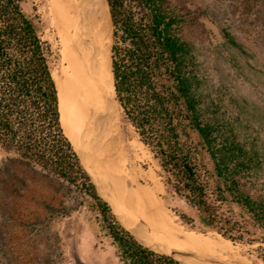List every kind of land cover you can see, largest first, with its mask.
<instances>
[{
    "label": "trees",
    "instance_id": "16d2710c",
    "mask_svg": "<svg viewBox=\"0 0 264 264\" xmlns=\"http://www.w3.org/2000/svg\"><path fill=\"white\" fill-rule=\"evenodd\" d=\"M0 0V151L18 166L56 175L89 195L122 264H185L143 244L97 190L60 122L53 71L59 59L37 7ZM113 26L112 73L123 119L158 161L168 191L198 220L234 243H260L264 260L261 160L239 139L223 105L206 88L186 38L189 13L169 0H107ZM224 37L239 49L233 18L264 23V0H232ZM203 13H207L203 10ZM262 185V184H261Z\"/></svg>",
    "mask_w": 264,
    "mask_h": 264
},
{
    "label": "rangeland",
    "instance_id": "374dc122",
    "mask_svg": "<svg viewBox=\"0 0 264 264\" xmlns=\"http://www.w3.org/2000/svg\"><path fill=\"white\" fill-rule=\"evenodd\" d=\"M169 1L189 13L185 35L194 47L206 88L223 105L225 116L239 139L260 158L258 175L262 183L259 188L264 191V23H257L254 16L244 23L232 19L231 30L243 47L239 49L229 43L222 32V27L227 26L232 18L228 10L232 0ZM49 3V0H26L24 5L29 12L33 11V6L37 7L45 26L44 37L51 41L59 55L55 66L58 68L60 44L56 28L51 23ZM119 111L124 139L129 144L136 142L133 152L140 158L135 166L143 172L152 169L156 175V183L141 178L139 185L156 186L157 199L180 224L201 233L218 234L203 227L198 220L191 226L181 219L177 210L191 216H194L193 211L168 191L158 161L140 140L135 128L123 119L121 108ZM9 158L11 155L0 151V169L2 161ZM88 169L100 193L112 204L117 215L120 218H124L125 213L129 215L101 168L96 170L90 165ZM131 185L136 188L135 184ZM232 243L242 249L248 264H264L256 250L260 243ZM0 264L122 262L117 256V246L103 227L101 214L89 195L59 176L18 166L16 162L9 171L0 170Z\"/></svg>",
    "mask_w": 264,
    "mask_h": 264
},
{
    "label": "bare ground",
    "instance_id": "6f19581e",
    "mask_svg": "<svg viewBox=\"0 0 264 264\" xmlns=\"http://www.w3.org/2000/svg\"><path fill=\"white\" fill-rule=\"evenodd\" d=\"M49 1L51 23L60 44V64L53 77L62 128L86 167L101 168L110 180L129 212L121 218L125 225L148 244L210 260L191 264H248L239 246L215 232L205 234L180 224L157 199L156 186L139 185L141 178L155 182L156 175L152 169L143 172L135 166L139 157L133 152L136 142L127 143L121 130L107 1Z\"/></svg>",
    "mask_w": 264,
    "mask_h": 264
},
{
    "label": "water",
    "instance_id": "95a60500",
    "mask_svg": "<svg viewBox=\"0 0 264 264\" xmlns=\"http://www.w3.org/2000/svg\"><path fill=\"white\" fill-rule=\"evenodd\" d=\"M107 1V0H106ZM108 4V3H107ZM113 86H114V94H115V100L117 101V103L119 104L117 98H116V91H115V85H114V77H113ZM119 108H120V104H119ZM79 156V155H78ZM80 158V157H79ZM81 163L83 164V166L85 167V169L88 171V173L90 174L92 181L95 183L98 193L106 200L108 201L99 191L98 185L97 183L94 181L93 179V175L90 172V170L86 167L85 163L80 159ZM108 203L110 204L112 210V204L108 201ZM113 212L115 213V215L117 216V218L119 219L120 223L127 229L129 230L133 235H135L143 244L149 246L150 248L158 251V252H162V253H166L169 254L177 259H179L180 261H182L185 264H191V263H204V262H210V260L203 258L202 256H199L198 254L192 253V252H188V251H182V250H164L159 248L158 246H155L153 244H148L145 241H143V239H141L137 234H135L130 228H128L125 223L123 222V220L117 215V213L113 210ZM122 220V221H121Z\"/></svg>",
    "mask_w": 264,
    "mask_h": 264
},
{
    "label": "crops",
    "instance_id": "0c3cea01",
    "mask_svg": "<svg viewBox=\"0 0 264 264\" xmlns=\"http://www.w3.org/2000/svg\"><path fill=\"white\" fill-rule=\"evenodd\" d=\"M112 32H113V26H112Z\"/></svg>",
    "mask_w": 264,
    "mask_h": 264
}]
</instances>
